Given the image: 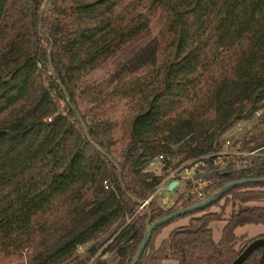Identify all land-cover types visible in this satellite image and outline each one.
<instances>
[{
	"label": "trees",
	"instance_id": "16d2710c",
	"mask_svg": "<svg viewBox=\"0 0 264 264\" xmlns=\"http://www.w3.org/2000/svg\"><path fill=\"white\" fill-rule=\"evenodd\" d=\"M151 21L158 38L149 76L131 91L118 78L107 95L131 103L115 126L83 104L80 77ZM262 99L264 0H50L44 8L43 0H0V257L54 237L27 264H58L125 216L113 258L129 264L147 216L151 223L198 202L177 205L179 196L164 210L147 199L168 160L217 149L227 126ZM147 152L168 158L163 173L139 167ZM207 178L204 198L232 181L264 178V151ZM235 203L253 205L231 212L213 241L208 224ZM179 218L185 223L154 244ZM244 225H264V183L235 185L207 206L156 226L134 264H230L246 245L233 248L234 230ZM240 264H264V245Z\"/></svg>",
	"mask_w": 264,
	"mask_h": 264
},
{
	"label": "rangeland",
	"instance_id": "374dc122",
	"mask_svg": "<svg viewBox=\"0 0 264 264\" xmlns=\"http://www.w3.org/2000/svg\"><path fill=\"white\" fill-rule=\"evenodd\" d=\"M48 0H43V8ZM50 4V0H49ZM48 7V6H47ZM158 38V25L155 21L148 23L137 36L133 37L129 42L122 46L115 54L108 58L99 67L82 74L80 77L79 90L83 99V104L90 108L92 111L95 109L102 111V115L111 119L114 125H118L123 118L130 111L131 103L127 97H112L107 98L108 93L113 86H118V78H123L126 82L127 90L131 91L138 80L145 81L151 71V58L153 55L154 47L157 44ZM138 79V80H137ZM130 85V86H129ZM124 88V87H123ZM103 101V104L100 102ZM44 120H47L46 118ZM118 135L115 136V138ZM218 148H222V144L225 139L231 141V149H237L238 151H250L255 150V154H263L264 151V99L255 103L252 111L247 113L243 118L233 120L227 128L220 134ZM217 138V140H218ZM125 140L116 144L117 149H123ZM257 146V147H256ZM215 149V150H217ZM214 150V151H215ZM159 154L145 153L142 158L139 167L143 170L150 171L156 175L163 173L162 167L165 163V158L162 156L159 162L156 160L155 165L148 166V160L153 159ZM183 153H178L170 158V166L166 168L160 182L155 186L152 194L154 199L159 201V196H168L170 199L176 198L184 189L185 185L181 182L178 174L175 172L173 176H168L180 165H184L189 159L182 158ZM168 176V177H167ZM167 177V178H166ZM171 181H176L171 190L167 189L168 184ZM107 185L108 181L106 180ZM222 200L219 204L221 205ZM250 203H235L234 205L228 204L222 214L221 220H214L208 224L213 241H217L220 237L221 229L225 223V219L228 218L231 212H236L241 209L250 207ZM211 210L218 211L219 207L213 206ZM128 221L127 217H118L111 224L107 225L100 232H98L90 240L86 241V248L83 252L80 250H73V252L63 258L58 264H114L113 253L117 246L123 241L120 239L119 231ZM186 218H179L172 223L164 227L160 234L155 238L154 244H157L158 240L165 236L168 231L176 225L184 224ZM264 234V225H244L237 227L234 230V245L235 251L241 249V247L247 244L250 240L258 238ZM54 237H51L43 245L26 249L24 253L17 252L10 257H0V264H27L30 257L37 251H41L50 247L54 242ZM88 245V246H87ZM92 247V249H90ZM106 251L105 258L100 259L97 255L94 260L90 261V258L97 252L102 253V250ZM87 252H89L87 254ZM101 256V255H100ZM162 264H176V261L172 259H165Z\"/></svg>",
	"mask_w": 264,
	"mask_h": 264
},
{
	"label": "built area",
	"instance_id": "2783aa9c",
	"mask_svg": "<svg viewBox=\"0 0 264 264\" xmlns=\"http://www.w3.org/2000/svg\"><path fill=\"white\" fill-rule=\"evenodd\" d=\"M254 152L255 150L244 152L238 151L237 149H231V141L225 139L222 148L194 157L184 165L177 167L172 173H169L168 176H173L176 171L181 173V175L178 174L177 176H179L181 182L185 185V189L174 199H170L168 196H159V201L155 199L157 205L164 210H169L179 196H182V198L177 201V205L181 203L182 199L190 202L201 201L211 189V179L207 178V176L222 171L229 163H237L240 158L254 155ZM161 158L162 156L159 154L153 159H149L148 166L155 165L156 160L159 162V159ZM102 184L104 188L107 187L106 180H103ZM152 197L153 194L151 193L147 199ZM86 244L88 243L85 242L77 245L76 250L83 252L86 248ZM25 250L26 249H23L21 253L23 254ZM99 252L100 251H97L90 258V261L94 260L97 255H99L100 259L105 258L106 252H103V250L101 251L102 253ZM88 253L89 252H87V254Z\"/></svg>",
	"mask_w": 264,
	"mask_h": 264
},
{
	"label": "water",
	"instance_id": "95a60500",
	"mask_svg": "<svg viewBox=\"0 0 264 264\" xmlns=\"http://www.w3.org/2000/svg\"><path fill=\"white\" fill-rule=\"evenodd\" d=\"M49 5V0L47 3V6ZM51 73V70H50ZM256 182H261L264 183V178H249V179H239V180H235L232 181L228 184H226L225 186H223L222 188H220L219 190H216L211 196L202 199L199 202H196L192 205L183 207V208H179L177 210H173L171 212H169L167 215L163 216L162 218L154 221V222H149V217L147 216L146 221H145V232L144 235L134 253V255L131 257L129 264H134L136 262V260L138 259L143 247L145 246V244L147 243L149 237H150V233L152 231L153 228H155L156 226L174 218L177 217L179 215L188 213L190 211H194L200 208H203L204 206H207L208 204H210L212 201H215L216 199H218L220 197V195L226 191L227 189L235 186V185H243V184H248V183H256ZM176 185V181H171L168 186L167 189L171 190L174 186ZM143 203H141L140 207L142 206ZM139 207V208H140ZM264 245V238L262 237H258V238H254L252 240H250L236 255V257L231 261L230 264H240L254 249H256L257 247ZM92 249V247L90 248Z\"/></svg>",
	"mask_w": 264,
	"mask_h": 264
},
{
	"label": "crops",
	"instance_id": "0c3cea01",
	"mask_svg": "<svg viewBox=\"0 0 264 264\" xmlns=\"http://www.w3.org/2000/svg\"><path fill=\"white\" fill-rule=\"evenodd\" d=\"M251 205H253V203H250ZM163 261H165V260H163ZM163 261L161 262V264L163 263Z\"/></svg>",
	"mask_w": 264,
	"mask_h": 264
}]
</instances>
